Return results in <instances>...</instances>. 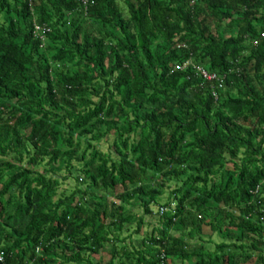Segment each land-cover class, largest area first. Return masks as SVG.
Listing matches in <instances>:
<instances>
[{
	"label": "trees",
	"instance_id": "16d2710c",
	"mask_svg": "<svg viewBox=\"0 0 264 264\" xmlns=\"http://www.w3.org/2000/svg\"><path fill=\"white\" fill-rule=\"evenodd\" d=\"M187 60L222 87L174 71ZM171 186L157 233L130 248L135 210ZM255 252L264 264V0H0V264Z\"/></svg>",
	"mask_w": 264,
	"mask_h": 264
},
{
	"label": "rangeland",
	"instance_id": "374dc122",
	"mask_svg": "<svg viewBox=\"0 0 264 264\" xmlns=\"http://www.w3.org/2000/svg\"><path fill=\"white\" fill-rule=\"evenodd\" d=\"M108 141H110L109 137H105L104 140H102L99 144H98V148L103 151V152H108ZM77 173H73V174H69L67 173V171H61L60 173H58V177L62 179V177H66L68 176V179H65L64 178L61 180L60 179V182H61V189H66L67 191L70 190V189H73L74 186L76 185L75 182L73 181L74 177L76 176ZM171 189H173V187L171 186V188H168L164 191L163 195L160 197L161 201L158 206L157 205H153L152 206V215H148V216H144V214L142 213V210L141 209H136L135 212L137 213V215L139 216H142L143 217V225H142V228H141V231L138 233V235H134L133 234V231L135 230V224H133V226H130L131 227V231H129L128 233H125L123 234V237H130V238H127V240L125 241L126 244H128L129 242H131L132 247H136L137 244H136V240L139 238L142 239L146 236H149L151 233L152 234H156V229L159 227V214H160V210H159V206H162L166 203V201L169 199V195H170V191ZM203 234L205 236H211L210 238V241L213 242V244L211 245L212 247H214V245H216L217 243H219V238L216 234H213L210 229L206 226H203ZM207 239V238H206ZM208 240V239H207ZM122 245L121 243H117V246H120ZM253 259L248 262L247 264H260V262H258V255H257V252H255L253 254Z\"/></svg>",
	"mask_w": 264,
	"mask_h": 264
},
{
	"label": "built area",
	"instance_id": "2783aa9c",
	"mask_svg": "<svg viewBox=\"0 0 264 264\" xmlns=\"http://www.w3.org/2000/svg\"><path fill=\"white\" fill-rule=\"evenodd\" d=\"M81 9L86 11L88 6L93 4V0H79ZM50 28L47 27L46 25H39V24H34L33 25V36L34 38L43 41L45 39V35L49 33ZM174 71H180L183 72L187 69H191L194 74L200 78H202L204 81L209 82V83H215L218 85L219 88L222 87V80L221 78L213 72H208L203 66L194 64L190 60H187L181 64H176L174 67ZM213 96H217L216 93H213ZM164 208H160V213L164 212ZM0 262H3V256L0 253ZM161 264H165L164 262H161Z\"/></svg>",
	"mask_w": 264,
	"mask_h": 264
}]
</instances>
